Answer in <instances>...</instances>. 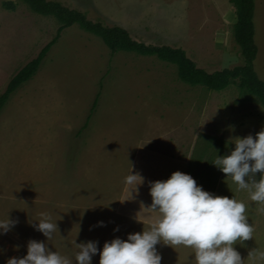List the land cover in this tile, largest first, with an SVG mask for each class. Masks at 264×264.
Returning <instances> with one entry per match:
<instances>
[{"label": "rangeland", "instance_id": "374dc122", "mask_svg": "<svg viewBox=\"0 0 264 264\" xmlns=\"http://www.w3.org/2000/svg\"><path fill=\"white\" fill-rule=\"evenodd\" d=\"M47 1L79 11L92 22L118 25L135 41L182 49L208 73L242 64L232 39L235 17L229 0ZM4 2H12L14 9H5ZM58 26L54 18L31 12L19 0H0V94L56 35ZM254 27L259 62L256 57L253 68L264 83V0H259V31L255 21ZM262 127L264 109L235 86L208 91L186 85L172 64L128 52L110 54L98 37L77 25L64 28L35 75L0 111V219L8 215L19 221L0 236V264L25 255L29 239L45 241L75 264V243H98L101 236L105 241L124 239L148 229L125 220L130 229L113 232L122 221L113 213L118 201L124 211L157 218L145 209L151 203L148 189L142 196L122 191L134 144L136 172L148 169L147 157L154 154L145 151L155 146H162L184 170L189 156L210 146L208 138L232 148L230 138L255 135ZM207 175L217 179L216 170ZM224 176L215 194L243 201L254 229L251 239L235 242L234 248L242 264H264V205L251 201L247 190H237ZM41 212L57 223L58 232L49 241L32 227ZM98 220L105 226L90 230ZM157 248L165 255L169 246ZM171 248V255H183L181 247L175 254ZM98 260L97 253L91 264Z\"/></svg>", "mask_w": 264, "mask_h": 264}, {"label": "clouds", "instance_id": "9594fccd", "mask_svg": "<svg viewBox=\"0 0 264 264\" xmlns=\"http://www.w3.org/2000/svg\"><path fill=\"white\" fill-rule=\"evenodd\" d=\"M228 142L233 147L225 155H216L213 166L230 177L237 190H247L251 201L264 205V127L255 135L232 137ZM143 180L131 168L123 178L124 184L134 186L135 191ZM148 194L151 203L145 209L159 215L147 230L128 233L124 239L116 236L104 241L99 249L96 241L75 243L78 249L75 264H91L97 253L98 264H161L157 245L191 248L194 264H242L234 244L251 239L254 231L243 201L204 191L191 175L179 170L165 180L148 181ZM18 223L8 215L0 219V236ZM103 226L105 222L98 220L90 230ZM32 227L46 241L58 232L57 223L47 212H41ZM117 231L119 226L113 228V232ZM5 264H72V261L49 249L45 241L29 239L26 254L9 257Z\"/></svg>", "mask_w": 264, "mask_h": 264}, {"label": "trees", "instance_id": "16d2710c", "mask_svg": "<svg viewBox=\"0 0 264 264\" xmlns=\"http://www.w3.org/2000/svg\"><path fill=\"white\" fill-rule=\"evenodd\" d=\"M27 8L38 15L54 18L59 26L56 35L40 50L38 55L21 67L8 81L4 91L0 94V111L8 102L9 98L25 83H27L38 71L43 59L49 49L57 41L61 31L69 26L77 25L83 31L98 37L109 49L111 54L116 52H128L138 56L155 57L159 61L172 64L176 68L177 79L189 86H200L208 91H221L229 85L238 89L242 96L254 97V100L264 109V83L257 77L253 62L256 57V46L253 41V10L254 0H229L234 11L235 21L232 26V39L238 46L242 57V64L230 69L223 68L220 71L208 73L201 68L196 67L195 63L190 60L185 52L179 48H173L167 45L144 44L133 40L129 33L117 26H104L99 22H92L86 16L76 10L69 9L59 2L47 0H19ZM3 7L8 10L14 9L12 2H4ZM95 101L90 110L94 109ZM90 114L87 116L86 123L81 130L86 127ZM210 146L204 147L195 156V163L188 168L186 174L192 176L202 190L212 192L215 183L211 180L210 175L216 170L217 178L225 175L218 168L213 169V160L210 155H219L223 148L224 154L231 149L225 142L214 144L212 138H208ZM213 144V145H212ZM201 154V155H200ZM194 158V157H193ZM197 168V172L195 169ZM203 176L205 180L199 182ZM259 178V173H257ZM206 188V189H203Z\"/></svg>", "mask_w": 264, "mask_h": 264}, {"label": "crops", "instance_id": "0c3cea01", "mask_svg": "<svg viewBox=\"0 0 264 264\" xmlns=\"http://www.w3.org/2000/svg\"><path fill=\"white\" fill-rule=\"evenodd\" d=\"M133 1H135V0H133ZM254 9H255V13L253 10V19H252L253 20V41H254V34H255L254 21L256 22V27H257L256 30L259 31V0H256V1L254 0ZM258 38H259V32H258V37H257L256 43L254 41V44H255L256 50H257V53H256L257 61L256 62H259V44H258L259 41H258ZM256 57H255V59H256ZM254 71H255V73L257 72V75H259V71H257L256 69ZM95 104H96V100H95ZM82 127H83V125L80 126V129ZM144 132H147V131L144 130L139 135L144 134ZM134 147H135V144H134L133 148H131L130 152L128 153V172L130 171V168H131L133 173L136 172L135 169H136V163H137V159L136 158L133 159L134 156H132V151H133V149H135ZM161 147L162 146H159V147L155 146V148L153 150L147 149L145 151L148 153L151 152L154 155H151L150 157L146 156L149 160L148 169L146 168V171H145V168H144L141 172L138 171L139 174L144 178V180H143V183H141L140 185L137 186L136 191H135L134 186L126 185V184L123 186L122 191L126 192L128 190L129 191L132 190L131 193L136 192L137 196L145 195V193H147L145 191H147V189H148V181L165 180L170 176V174L172 172L177 171V170H179L183 173H186L188 171V168L190 166H192L193 163H195L196 157H195V155L193 156V154H192L191 157L189 156L190 159H188L187 164L185 166V169L183 170V168H181V165H179L177 163L176 158L173 159V158L166 156L164 154V152L161 150ZM179 162H181V164H182L183 161L179 160ZM195 171L197 172V168L195 169ZM223 176L220 175L215 180L211 179L215 183V186L213 188L212 193H214V194L216 193L217 185L220 183ZM224 178H230V177L224 176ZM199 179H200L199 182L200 181L202 182V180L203 181L205 180V177L203 176V178L200 177ZM120 203H121V201L120 202L118 201V205L115 208V211H113V213H114V215H116V216L120 217V219H122V221L119 220V222L117 224V226H119V229H121V232H127L130 229V227H127V228L125 227V225H124L125 220L131 221V222H134L135 224L149 228L155 222V220L158 218L159 214L152 212L150 210H149L150 213L153 214L157 218H154V219L153 218L152 219L146 218L144 216L139 215L136 212L134 213L130 208H126V211H124V210H122ZM103 238L104 237L101 236L100 237L101 240H98V243H97L98 249L100 247H102L101 245H99V242H101L102 240L105 241V239H103ZM177 247H181L180 250L183 253V255L180 254V256H177V254L174 253V250H176ZM180 250H179V252H180ZM171 251H173V254H175L177 257L170 254V246H169V249L165 253V255H161L162 256L161 264H194L193 251L191 248L184 247V246H175L174 249L171 248ZM161 254H163V253H161ZM170 255L174 256L176 258H172ZM96 262L98 263V261H96Z\"/></svg>", "mask_w": 264, "mask_h": 264}]
</instances>
